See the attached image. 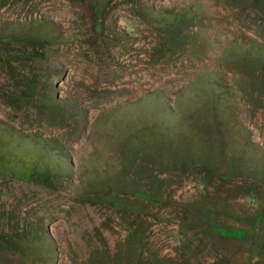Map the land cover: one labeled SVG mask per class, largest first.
I'll use <instances>...</instances> for the list:
<instances>
[{
  "label": "rangeland",
  "instance_id": "rangeland-1",
  "mask_svg": "<svg viewBox=\"0 0 264 264\" xmlns=\"http://www.w3.org/2000/svg\"><path fill=\"white\" fill-rule=\"evenodd\" d=\"M6 39L0 264H264V0H0Z\"/></svg>",
  "mask_w": 264,
  "mask_h": 264
},
{
  "label": "trees",
  "instance_id": "trees-1",
  "mask_svg": "<svg viewBox=\"0 0 264 264\" xmlns=\"http://www.w3.org/2000/svg\"><path fill=\"white\" fill-rule=\"evenodd\" d=\"M10 40L9 39H6V40H0V43H9ZM3 46H2V49L0 50V56L2 55V52H3ZM30 96L27 95V94H23L21 100H26V99H29ZM45 173V171H43ZM32 173L31 172H25L24 175L25 176H30ZM138 197H141V194H138ZM261 221V226L264 228V218H260L257 223H259ZM255 224V223H254ZM215 231H220L221 234L226 237V238H232L234 240L236 239H242L243 237H245V235L248 233V231L246 230H215Z\"/></svg>",
  "mask_w": 264,
  "mask_h": 264
}]
</instances>
